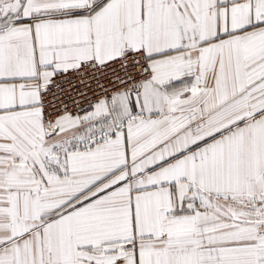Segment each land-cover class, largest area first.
I'll use <instances>...</instances> for the list:
<instances>
[{
	"label": "snow or ice",
	"instance_id": "6c2138e0",
	"mask_svg": "<svg viewBox=\"0 0 264 264\" xmlns=\"http://www.w3.org/2000/svg\"><path fill=\"white\" fill-rule=\"evenodd\" d=\"M0 264H264V0H0Z\"/></svg>",
	"mask_w": 264,
	"mask_h": 264
}]
</instances>
